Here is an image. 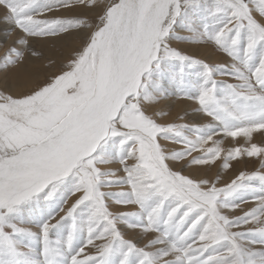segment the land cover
<instances>
[{
	"label": "snow or ice",
	"instance_id": "snow-or-ice-1",
	"mask_svg": "<svg viewBox=\"0 0 264 264\" xmlns=\"http://www.w3.org/2000/svg\"><path fill=\"white\" fill-rule=\"evenodd\" d=\"M0 14L23 48L5 69L49 61L0 93V264H264V171L221 183L233 162L264 169V0H0ZM48 40L59 59L32 46ZM172 97L206 122L162 123Z\"/></svg>",
	"mask_w": 264,
	"mask_h": 264
},
{
	"label": "bare ground",
	"instance_id": "bare-ground-1",
	"mask_svg": "<svg viewBox=\"0 0 264 264\" xmlns=\"http://www.w3.org/2000/svg\"><path fill=\"white\" fill-rule=\"evenodd\" d=\"M98 2H106V0H98ZM84 10L79 8L78 6L74 8L72 11H62L60 14L65 17H73L81 14ZM90 15V14H89ZM83 18V17H82ZM14 32V33H13ZM18 35H20L16 30L13 29L12 25L8 24L4 19L2 14H0V44L1 48L2 44L5 42V46H9L14 40L17 39ZM32 46L41 49L44 52V55L51 56L53 59H59L57 53L61 50L60 42H56L53 40H48L47 42H32ZM182 47H186L185 45H180ZM23 51V48H21ZM187 51L189 54L194 55V58L205 59L208 61H214L216 56L211 50V48L203 47V46H192L188 47ZM49 61L47 59L38 61L34 58H30V54L25 52V59L16 65H12L10 73L0 74V93L8 94V95H17L18 93L26 90L30 87L35 81L42 80L47 75V67ZM7 75L6 77H4ZM166 103H161L157 107L162 109L166 115L163 119L167 122L177 121L178 118L184 112H186L187 117H191L199 123H203L204 120H198L196 114L193 112L192 104L190 102L182 103L177 102L175 100H167ZM189 103V104H188ZM170 112V114H169ZM227 142V141H226ZM253 142L257 144H264V137L259 134H254ZM247 166V163L238 164L239 170H242ZM215 173L212 172L211 176H214ZM233 176V175H232ZM227 176L226 181L232 177ZM221 178H223V173L221 172ZM224 179L222 183H224ZM225 181V182H226ZM259 186V183H258ZM115 206V205H114ZM122 209H129V207H121ZM130 222H135L134 219H131Z\"/></svg>",
	"mask_w": 264,
	"mask_h": 264
},
{
	"label": "rangeland",
	"instance_id": "rangeland-1",
	"mask_svg": "<svg viewBox=\"0 0 264 264\" xmlns=\"http://www.w3.org/2000/svg\"><path fill=\"white\" fill-rule=\"evenodd\" d=\"M62 11H64V10H61V12ZM69 12V11H68ZM17 31V30H16ZM18 32V31H17ZM14 33V32H13ZM19 33V32H18ZM15 41V40H14ZM2 45H4V46H2V48H1V44H0V74H3V73H10V71H11V67H12V65H10L7 69H5V67H4V56L6 55V52H7V49L8 48H10V47H13V46H16V47H19L20 48V50H21V46H18V45H15L14 44V42H12L9 46H5V42H4V44H2ZM196 47H199V46H196ZM204 47V46H203ZM212 50V49H211ZM214 52V51H213ZM214 54H215V56H216V59L214 60V61H209V62H221V61H223V59H224V56L221 54V53H217V52H214ZM193 57H194V55H193ZM198 59V58H197ZM205 60V59H204ZM206 61H208V60H206ZM7 75H5L4 77H6ZM217 79H228L227 77H220V76H217L216 77ZM228 82H233L232 80H230V79H228ZM169 100H175V101H177V102H182V103H186V102H190L191 104H192V108H193V112H194V108L196 107V105L194 104V102L193 101H190V100H185V99H182V98H176V97H172L171 99H169ZM165 101H167V100H165ZM165 101H162L161 103L163 104V103H166ZM160 103V104H161ZM189 104V103H188ZM169 114H170V112H169ZM184 114H186V112H184ZM184 114H182L180 117H183V120H181L180 119V117H177L178 118V120L177 121H175V123H188V124H191V123H193V121L195 120V119H193V118H191V117H187V115H188V113H187V115H184ZM161 122L162 123H166L167 121H165L164 119H163V117L161 118ZM172 122H174V121H172ZM206 121H203V123H205ZM237 139H240V138H237ZM208 146H211L210 144L208 145ZM230 145H229V143L228 142H225V144H224V147H229ZM173 147H175V148H179L180 146L179 145H174ZM179 163H181V162H177V164H176V167H179ZM246 163H247V166L245 167V168H243L242 170H244V171H248V172H253V171H257V170H261V171H264V169H261V167H260V161L258 160V159H256V158H250V159H247V161H246ZM216 164H219V161H217L216 162ZM237 169H239V167H238V164H236L235 162H233V167L230 169V170H228L227 172H222L223 173V178L221 179V183H222V181H223V179L226 181V178H227V176H232V175H234V173L236 172V170ZM212 172H214V173H216L217 172V167H216V165H213V166H211L210 168H208L207 169V174L209 175V176H211V174H212ZM224 181V182H225ZM258 183H259V181H257L256 182V187H259L258 186ZM105 191H109V192H112L113 194H117V193H119L122 189L121 188H119V187H115V186H113V187H111V188H106V189H104ZM71 202V201H70ZM252 204H253V202H252V200L251 199H248V201L246 202V203H242L241 204V207L242 208H244L245 210L248 208V207H250V206H252ZM121 207H124V206H120V205H115L114 206V208H119L120 210H122V211H133L134 209L131 207V208H129V209H125V208H121ZM60 215H63V213H60ZM57 218H59V217H57Z\"/></svg>",
	"mask_w": 264,
	"mask_h": 264
}]
</instances>
